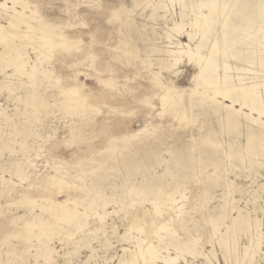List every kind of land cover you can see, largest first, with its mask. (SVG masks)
Listing matches in <instances>:
<instances>
[{"label":"rangeland","instance_id":"374dc122","mask_svg":"<svg viewBox=\"0 0 264 264\" xmlns=\"http://www.w3.org/2000/svg\"><path fill=\"white\" fill-rule=\"evenodd\" d=\"M23 1L35 28L22 25V39L0 18V264H116L149 241L160 256L178 254L173 264H264V149L232 153L260 127L240 116L226 129L229 100L210 99L186 53L172 63L165 51L200 41L188 24L204 12L199 0ZM229 13L226 4L212 21L216 35ZM43 32L49 47L38 46ZM247 42L237 35L233 47ZM17 52L34 83L10 65ZM247 68L264 75L257 62ZM224 207L249 220L228 230V250L225 225L216 228ZM180 242L190 252L176 251Z\"/></svg>","mask_w":264,"mask_h":264},{"label":"bare ground","instance_id":"6f19581e","mask_svg":"<svg viewBox=\"0 0 264 264\" xmlns=\"http://www.w3.org/2000/svg\"><path fill=\"white\" fill-rule=\"evenodd\" d=\"M8 1L11 3L12 7L19 4L21 9H16V7H14L15 9H13V11L8 12ZM226 4L230 5L232 13L221 15L219 21L220 31L218 35H216V32H213L212 29V21L215 16L222 13ZM198 5L204 8V12L201 13L200 16H196L194 20L188 24L196 28L197 32L200 34V41L193 48L187 45L185 49L184 46H181V48L166 49L165 51L171 56L170 59L174 61L172 63H175V61L181 58L179 57L181 53H186L189 59H193L196 62L198 68L197 73L193 75L192 79L199 80L202 87L211 91L210 99L216 101L217 95H221V97L229 100L228 104L223 105V118L226 129L236 127L239 124L238 119L240 116L257 123L260 129L256 130V132L251 129L247 130L246 144L242 150L232 152L242 155L246 153L255 156L264 149V120H261L264 116V75L254 76L246 72H252L253 70L247 67H250L251 64L253 65L256 62L260 66H264V49H259V51L252 50V48L255 49L257 46H259V48L261 46L264 47V0H199ZM26 7L27 5L23 0L0 1V18H7V26L14 29L13 31H7L10 37L18 36V40H20V38L22 39L24 36L23 34L25 31L27 32V30L29 31L35 28L30 25L29 18H31V16L29 17V15L25 13ZM5 25L0 22V42L4 43L8 42L1 32V29L7 27ZM22 25L28 29L23 31L20 29ZM43 27V24H39L36 28L43 30ZM182 27V22L174 25L177 32H179ZM229 32L232 33V35L229 36ZM240 34H243L244 37L248 39L246 49L244 50H238L233 47V41H236L237 35L239 36ZM190 36L191 35L188 33V37ZM209 36H212L211 45H209L210 48L205 53H201L200 49L203 46L204 39H208ZM38 37L40 40L39 47H49L55 40L51 35L45 32L40 33ZM218 38L223 40L221 61L218 60L216 56L219 52L217 46ZM10 43V47H16L13 41H10ZM27 43L28 42L25 40L21 41L20 46L28 45ZM249 44L252 45V47H250ZM5 53L4 49V51H1L0 56L6 58ZM39 54H43V51L41 50ZM39 56L40 55H38V58ZM229 57H232L235 61L241 62L242 66L230 65L227 62V58ZM7 59L10 65H12L14 72L26 74L30 77V82L34 83L33 69H31L33 67L30 66L31 70L26 68L27 61L24 59V54L22 52L14 53L12 56L10 54ZM220 69H222V72H218ZM172 96H174L173 100L177 99L175 93H172ZM236 103L239 106L238 109L235 107ZM242 108H246L247 111L242 112ZM226 218H228V220L225 224ZM218 220L220 222L217 223V231L218 225L220 224H224L226 229L224 234L218 231V242L220 246L225 250L234 248L230 239H228L227 232L230 228L234 230L238 228V230L241 231L247 230L249 226L248 218L240 214V212H237L236 216H233L230 213V209L224 207ZM162 227H164V225H162ZM149 242L144 245L140 242L138 246L128 253V255L126 254V256L121 257L116 264H134L137 260H140V264H153L158 261V259L173 264L178 258V254L175 256H160L158 250H156L152 244H149ZM174 247L176 251L186 250L190 252L189 246L182 242L174 244Z\"/></svg>","mask_w":264,"mask_h":264}]
</instances>
